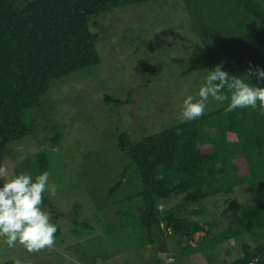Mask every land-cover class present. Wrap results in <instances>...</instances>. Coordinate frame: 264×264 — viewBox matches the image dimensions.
I'll return each mask as SVG.
<instances>
[{
  "label": "trees",
  "instance_id": "obj_1",
  "mask_svg": "<svg viewBox=\"0 0 264 264\" xmlns=\"http://www.w3.org/2000/svg\"><path fill=\"white\" fill-rule=\"evenodd\" d=\"M148 2L153 5L146 8L149 15L143 21L152 27L171 19L167 9L182 7L184 20L203 46L205 74L222 64L230 75L251 72L244 79L258 83L255 68L264 69V0H0V141L17 142L48 129L36 117L28 118L29 112L41 106L52 80L99 64V34L92 29L99 16ZM156 34L153 38L160 43ZM140 37L144 47H152L153 42ZM130 97L106 95L104 100L122 105ZM226 107L227 102L218 103L193 121L152 134L140 124L139 138L128 129L119 131L118 148L126 157L105 197L113 198L124 185L134 187L133 193L117 200L120 207L114 218L138 229L134 239L141 247L139 258L147 245L175 237L184 242L178 256L192 264H264V115L251 108L226 112ZM60 138L56 132L49 142L57 146ZM234 144L241 157H233ZM2 147L0 158L10 153ZM50 162L49 154L40 149L22 160L14 174L35 176L48 171ZM171 198L177 203L163 206ZM44 206L57 225L55 235H60L59 213L47 194ZM186 206H193L189 214ZM208 211L236 223L221 227L219 218L206 217ZM82 226L91 229L87 223ZM199 232L204 234L192 244ZM230 240L240 247L238 258L230 259ZM146 264L172 263L157 257L156 251Z\"/></svg>",
  "mask_w": 264,
  "mask_h": 264
},
{
  "label": "rangeland",
  "instance_id": "obj_2",
  "mask_svg": "<svg viewBox=\"0 0 264 264\" xmlns=\"http://www.w3.org/2000/svg\"><path fill=\"white\" fill-rule=\"evenodd\" d=\"M152 5L148 2L97 17L98 26L92 29L99 34V64L51 81L41 106L30 111L28 117H36L40 126L48 129L40 128L33 138L0 141V148L4 146L10 151L0 158V167L7 169L0 183L11 178L18 164L40 149L49 154V179L58 186L56 196L49 198L59 213L60 225V235H55L53 246L38 252L30 253L19 243L9 248L0 238V264H14L15 260L22 264H146L156 251L157 257L172 264H192L178 256L184 242L175 237H167L155 246L147 245L139 258L136 253L141 254V247L134 239L138 229L132 228L134 223L130 227L120 217L114 218L120 207L117 200L133 193L134 187L124 185L113 198L105 197L119 179L126 157L118 148L119 131L128 129L139 138L143 134L140 124L145 133L152 134L185 121L181 116L182 101L197 92L206 75L203 46L184 20L186 13L182 7L167 9L171 19L152 27L150 22L143 21L149 15L146 8L151 9ZM123 33L128 36L123 38ZM140 34L153 42L152 47L143 46ZM154 34L160 43H156ZM128 94L129 102L122 105L104 100L106 95L124 100ZM217 105L210 100L205 113ZM56 132L61 138L57 146H52L49 136ZM206 142L207 139L199 141V146ZM232 153L234 158L242 156L235 144ZM176 203L171 198L162 204L172 207ZM192 207L186 206L185 214ZM43 209L51 219L49 207ZM207 213L210 219L219 218L221 227L236 223L213 211ZM74 229L77 234L72 232ZM203 234L197 233L191 243L196 244ZM245 239L252 245L256 243L249 235ZM228 248L232 249L230 259L241 255L234 241L228 242Z\"/></svg>",
  "mask_w": 264,
  "mask_h": 264
},
{
  "label": "clouds",
  "instance_id": "obj_3",
  "mask_svg": "<svg viewBox=\"0 0 264 264\" xmlns=\"http://www.w3.org/2000/svg\"><path fill=\"white\" fill-rule=\"evenodd\" d=\"M244 76L251 77V72L243 76L230 75L222 64L207 70L197 92L182 101L183 120L193 121L204 115L210 100L227 102L226 112L251 108L264 115V69L255 68L258 83H251ZM6 174L7 169L0 167V177ZM49 177L48 171L35 176L20 173L0 183V238L9 248L19 243L33 253L55 243L57 225L42 207L45 194L55 197L58 190ZM14 264H22V261L15 260Z\"/></svg>",
  "mask_w": 264,
  "mask_h": 264
}]
</instances>
